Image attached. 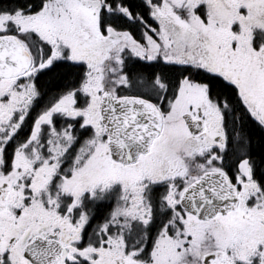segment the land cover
<instances>
[{
    "label": "snow or ice",
    "instance_id": "snow-or-ice-1",
    "mask_svg": "<svg viewBox=\"0 0 264 264\" xmlns=\"http://www.w3.org/2000/svg\"><path fill=\"white\" fill-rule=\"evenodd\" d=\"M0 264H264V0H0Z\"/></svg>",
    "mask_w": 264,
    "mask_h": 264
}]
</instances>
